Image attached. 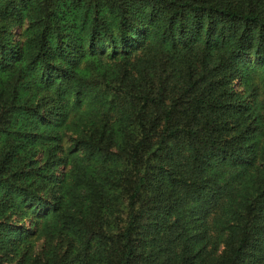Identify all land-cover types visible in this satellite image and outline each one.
<instances>
[{
    "label": "trees",
    "instance_id": "1",
    "mask_svg": "<svg viewBox=\"0 0 264 264\" xmlns=\"http://www.w3.org/2000/svg\"><path fill=\"white\" fill-rule=\"evenodd\" d=\"M0 264H264V0H0Z\"/></svg>",
    "mask_w": 264,
    "mask_h": 264
},
{
    "label": "rangeland",
    "instance_id": "2",
    "mask_svg": "<svg viewBox=\"0 0 264 264\" xmlns=\"http://www.w3.org/2000/svg\"><path fill=\"white\" fill-rule=\"evenodd\" d=\"M251 82H253V81H255V79L253 78V77H251ZM246 80V79H245ZM242 85H238V89H242ZM36 236V235H35ZM35 236H30V237H28L27 239H24L23 241H22V244H24L25 243V241H29V242H33V243H35L36 242V240H37V238L35 237ZM33 247H34V245H33Z\"/></svg>",
    "mask_w": 264,
    "mask_h": 264
}]
</instances>
